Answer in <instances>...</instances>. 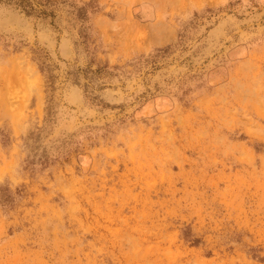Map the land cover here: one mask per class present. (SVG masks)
<instances>
[{
    "label": "rangeland",
    "instance_id": "374dc122",
    "mask_svg": "<svg viewBox=\"0 0 264 264\" xmlns=\"http://www.w3.org/2000/svg\"><path fill=\"white\" fill-rule=\"evenodd\" d=\"M0 264H264V0H0Z\"/></svg>",
    "mask_w": 264,
    "mask_h": 264
},
{
    "label": "bare ground",
    "instance_id": "6f19581e",
    "mask_svg": "<svg viewBox=\"0 0 264 264\" xmlns=\"http://www.w3.org/2000/svg\"><path fill=\"white\" fill-rule=\"evenodd\" d=\"M29 71V70H28Z\"/></svg>",
    "mask_w": 264,
    "mask_h": 264
}]
</instances>
